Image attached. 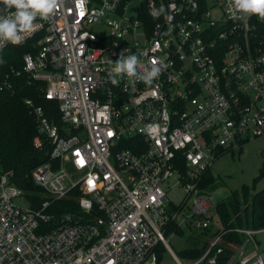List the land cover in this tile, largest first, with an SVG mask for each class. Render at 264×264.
Instances as JSON below:
<instances>
[{
    "label": "built area",
    "instance_id": "1",
    "mask_svg": "<svg viewBox=\"0 0 264 264\" xmlns=\"http://www.w3.org/2000/svg\"><path fill=\"white\" fill-rule=\"evenodd\" d=\"M106 2L87 0L79 15L65 0L23 41L32 48L21 56L25 79L57 101L60 123L25 100L32 144L52 148L30 173L44 197L36 206L0 167V264H159L172 227L215 226L216 202L200 188L214 159L264 135V20L234 0H138L131 13V0ZM161 5L153 19L150 6ZM121 54L137 55L140 72L156 60L161 74L151 85L125 75L114 86ZM20 71L0 73V92ZM235 230L246 238L226 264H262V229ZM221 235L190 264H217Z\"/></svg>",
    "mask_w": 264,
    "mask_h": 264
},
{
    "label": "trees",
    "instance_id": "2",
    "mask_svg": "<svg viewBox=\"0 0 264 264\" xmlns=\"http://www.w3.org/2000/svg\"><path fill=\"white\" fill-rule=\"evenodd\" d=\"M29 50H32L29 41L0 49V73H9L12 69L15 72L21 70L18 76L11 78L10 85L0 92V167L2 170L13 171L14 183L29 193L33 206H36L44 197L39 193V188L33 184L30 173L36 166L49 161L52 145L43 141V146L37 148L32 144L37 128L35 117L28 111L25 100L32 99L34 104L41 106L47 117L57 124L60 123V118L57 101L46 99L38 89L37 83L31 84L25 79L21 56ZM200 188L206 192L216 189L215 178L208 170L200 183ZM241 188V191L234 190L222 201L216 202L215 211L220 227L212 226L195 236L191 234L192 244L175 252V255L181 259H200L210 240L221 231L222 243L219 245L222 247V252L217 253V264H226L233 254L231 246L241 244L246 238L235 228L264 229V188L259 191H253L254 187L250 186ZM67 202L74 211L78 210L73 199ZM60 203L56 202L59 207L63 206ZM69 210L72 209L59 208V212ZM172 229L179 235L183 234L180 228L172 227ZM215 250L216 247L211 248L208 255H213ZM158 255L159 263L161 255L159 253ZM205 260L206 258L204 262Z\"/></svg>",
    "mask_w": 264,
    "mask_h": 264
},
{
    "label": "clouds",
    "instance_id": "3",
    "mask_svg": "<svg viewBox=\"0 0 264 264\" xmlns=\"http://www.w3.org/2000/svg\"><path fill=\"white\" fill-rule=\"evenodd\" d=\"M7 11L6 15H0V41L11 42L14 45L21 44L27 35L37 31L41 25L36 21L50 22L57 11L63 8L65 0H0ZM79 15L86 14L87 0H75ZM105 7H108L105 0ZM234 7L241 14H255L264 20V0H234ZM170 9L175 5L170 4ZM14 9V11H11ZM165 12L161 5L159 9L150 6L149 15L158 19ZM240 18V17H235ZM140 67L139 57L135 54L124 56L121 54L115 61L112 72L109 73L111 83L119 84L118 77L127 76L133 83L139 81L151 85L161 74L158 61L153 60L151 67L144 72L138 71Z\"/></svg>",
    "mask_w": 264,
    "mask_h": 264
},
{
    "label": "rangeland",
    "instance_id": "4",
    "mask_svg": "<svg viewBox=\"0 0 264 264\" xmlns=\"http://www.w3.org/2000/svg\"><path fill=\"white\" fill-rule=\"evenodd\" d=\"M137 1L131 0L128 13L132 12L131 9L137 4ZM90 28L96 32L104 31L101 27L91 26ZM208 172H211L215 178L216 189L208 191L214 202L222 201L234 190L241 191L243 186L254 187L253 191L261 190L264 188V135L251 137L238 147L230 148L218 155L210 165ZM220 225V221L216 219L215 227ZM192 235H199V233L194 232ZM164 236L169 241L170 249H159L161 255L159 264H179L172 252H178L191 245V233L184 230L182 235L168 232ZM254 236L259 242L258 251L263 252L264 230L262 229ZM234 258L233 254L230 257V263ZM180 261L181 264H190L188 259L180 258Z\"/></svg>",
    "mask_w": 264,
    "mask_h": 264
},
{
    "label": "water",
    "instance_id": "5",
    "mask_svg": "<svg viewBox=\"0 0 264 264\" xmlns=\"http://www.w3.org/2000/svg\"><path fill=\"white\" fill-rule=\"evenodd\" d=\"M261 260H262V264H264V251H263V253L261 254ZM255 264H259V263H255Z\"/></svg>",
    "mask_w": 264,
    "mask_h": 264
}]
</instances>
